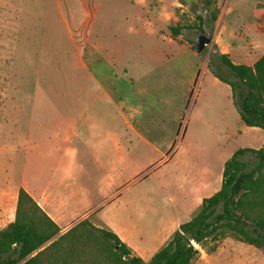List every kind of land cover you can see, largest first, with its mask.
Wrapping results in <instances>:
<instances>
[{
	"label": "rangeland",
	"instance_id": "rangeland-1",
	"mask_svg": "<svg viewBox=\"0 0 264 264\" xmlns=\"http://www.w3.org/2000/svg\"><path fill=\"white\" fill-rule=\"evenodd\" d=\"M176 25L185 26L179 34ZM201 33L212 40L198 52ZM218 51L247 64L264 53V0H0L1 177L20 168L9 163L14 125L28 130L31 119L33 137L68 129L74 148L91 129L90 146L106 161L76 159L77 189L101 208L107 226L91 215L98 227L143 251L150 245L149 255L174 217H193L202 196L221 186L238 148L261 146L213 73L235 79ZM57 157L38 159L42 180L55 178ZM12 193L2 196L8 220ZM196 247L191 264H264V248L233 236Z\"/></svg>",
	"mask_w": 264,
	"mask_h": 264
},
{
	"label": "trees",
	"instance_id": "trees-1",
	"mask_svg": "<svg viewBox=\"0 0 264 264\" xmlns=\"http://www.w3.org/2000/svg\"><path fill=\"white\" fill-rule=\"evenodd\" d=\"M205 3L210 5L212 0ZM212 17L216 20L217 14ZM196 18V27L202 30L205 19L199 12ZM184 27L171 29L179 34ZM216 55L235 77L227 79L213 69L215 76L230 85L241 119L247 126L264 130V53L252 65L234 62L229 53ZM246 154L256 161L244 159ZM58 231L37 201L19 188L14 219L0 229V264H191L198 253L196 245L226 236L264 248V144L238 148L224 163L220 189L204 197L196 214L182 220L148 260L114 230L98 227L89 218L37 251Z\"/></svg>",
	"mask_w": 264,
	"mask_h": 264
},
{
	"label": "crops",
	"instance_id": "crops-1",
	"mask_svg": "<svg viewBox=\"0 0 264 264\" xmlns=\"http://www.w3.org/2000/svg\"><path fill=\"white\" fill-rule=\"evenodd\" d=\"M197 75L198 73L196 74V76ZM217 79L220 80L218 77ZM225 84L230 87L228 83L225 82ZM26 122L27 124H29L28 128L31 129L32 120L28 119ZM44 128L46 129L45 131L49 130L50 132L53 131V133L51 135H48V132L45 134L44 132H41L40 136L33 137L35 130L32 129V131H30L29 129H24V131H22V129H19V126H13V129H11L9 132L11 134L10 139L12 140V143L9 144L8 149L11 155H13V158H9V163L12 160V163H14L13 165L18 162L20 168L14 172L15 177H13L12 171H10L9 173L8 170H5V174L9 173V176L5 177V179L7 180L2 178L0 175V229L4 227L9 221H12L14 219L17 203V191L21 187L25 189L31 195V197H33L37 201V203L47 213L50 219L59 228V231L37 251L58 240L62 235L68 232L77 222L82 219L89 218V220H91L94 225L102 226L101 223L94 220V217H91V215L94 213V215L97 216L104 225H106V221H104L102 216L103 213L101 212V208L94 204L93 201L89 199L88 195H86L85 197L81 196L82 193L79 189H77V186L80 184V182L75 179L73 171L74 161L78 158L80 159L90 156L94 162V166H100L101 163L106 161V159L101 158L99 151L94 146L93 149L90 146V139H92L93 137L91 129H89V137H87L86 139H81V147L74 148L70 144L72 142V136L68 129H58L56 127ZM248 129L251 132L257 134L255 138L257 139V141L258 139L260 140L262 146L264 144V130L257 126H248ZM53 152L58 154L57 162L53 169V171L55 172V178L53 180L45 181L41 179V177H43L44 170L42 168L44 166H40V163H38L37 161L38 159H46ZM115 170L116 169L113 168L111 170L113 174L112 172H110L111 174L108 173L104 177V183L106 185L109 186L111 184V181H114ZM12 177L14 178V180L13 183H10L9 180H11ZM199 184L204 185V182H198V186ZM220 187L216 189L219 190ZM7 190L13 192L12 194L15 200L13 209L14 213L10 220L6 219L7 217H5L7 215L6 209L4 211L2 210L3 202L6 200L3 199L2 196L7 192ZM203 198L204 196H202L201 200ZM177 219L178 218L176 217L173 218L171 230L166 235L163 244L168 241L171 233H173L178 228L179 223L184 220L179 219L177 221ZM2 221H4L3 224L1 223ZM109 229L114 230L122 238L123 241L131 246L136 254H138L145 260H148L163 245L161 244L155 247L154 250H152L148 255V250L151 248L150 245L148 246V248H143V251L139 248H136L135 246H132V243L128 240V237L119 230L112 227H110ZM37 251L32 253V255H34ZM55 257L57 258V255H54L53 259Z\"/></svg>",
	"mask_w": 264,
	"mask_h": 264
},
{
	"label": "water",
	"instance_id": "water-1",
	"mask_svg": "<svg viewBox=\"0 0 264 264\" xmlns=\"http://www.w3.org/2000/svg\"><path fill=\"white\" fill-rule=\"evenodd\" d=\"M212 40V34L206 35V34H199L196 39V49L198 52H201L207 44L210 43Z\"/></svg>",
	"mask_w": 264,
	"mask_h": 264
}]
</instances>
